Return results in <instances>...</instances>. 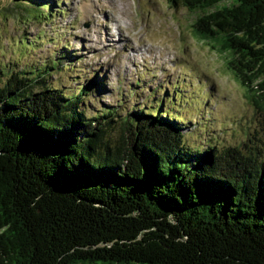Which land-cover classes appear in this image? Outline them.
I'll return each instance as SVG.
<instances>
[{
  "label": "trees",
  "instance_id": "obj_1",
  "mask_svg": "<svg viewBox=\"0 0 264 264\" xmlns=\"http://www.w3.org/2000/svg\"><path fill=\"white\" fill-rule=\"evenodd\" d=\"M170 2L264 111V0ZM59 62L0 82V264H264L262 149L194 148L156 105L88 115L96 81L47 84Z\"/></svg>",
  "mask_w": 264,
  "mask_h": 264
},
{
  "label": "rangeland",
  "instance_id": "obj_2",
  "mask_svg": "<svg viewBox=\"0 0 264 264\" xmlns=\"http://www.w3.org/2000/svg\"><path fill=\"white\" fill-rule=\"evenodd\" d=\"M18 1L0 0L1 83L12 70L47 69L58 59L47 84L72 92L96 81L88 115L156 105L184 121L194 148L264 153L263 109L227 55L193 32L197 15L188 8L170 0H28L23 5L46 13L29 18Z\"/></svg>",
  "mask_w": 264,
  "mask_h": 264
},
{
  "label": "bare ground",
  "instance_id": "obj_3",
  "mask_svg": "<svg viewBox=\"0 0 264 264\" xmlns=\"http://www.w3.org/2000/svg\"><path fill=\"white\" fill-rule=\"evenodd\" d=\"M113 41H114V39H113Z\"/></svg>",
  "mask_w": 264,
  "mask_h": 264
}]
</instances>
